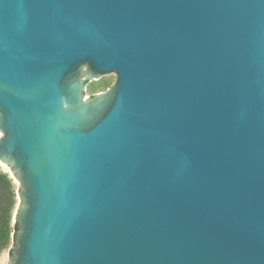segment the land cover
I'll use <instances>...</instances> for the list:
<instances>
[{
	"label": "water",
	"instance_id": "1",
	"mask_svg": "<svg viewBox=\"0 0 264 264\" xmlns=\"http://www.w3.org/2000/svg\"><path fill=\"white\" fill-rule=\"evenodd\" d=\"M0 160L10 264H264V0H0Z\"/></svg>",
	"mask_w": 264,
	"mask_h": 264
},
{
	"label": "trees",
	"instance_id": "2",
	"mask_svg": "<svg viewBox=\"0 0 264 264\" xmlns=\"http://www.w3.org/2000/svg\"><path fill=\"white\" fill-rule=\"evenodd\" d=\"M15 208V189L8 173L0 170V254L7 248L16 233V225L12 223ZM10 255V250H9Z\"/></svg>",
	"mask_w": 264,
	"mask_h": 264
},
{
	"label": "rangeland",
	"instance_id": "3",
	"mask_svg": "<svg viewBox=\"0 0 264 264\" xmlns=\"http://www.w3.org/2000/svg\"><path fill=\"white\" fill-rule=\"evenodd\" d=\"M115 80V76L114 74H108L105 76H102L98 79H96L95 81H90L85 85V89H84V95L85 96H92L98 93H102L106 90H108V88L113 84ZM0 170H2L3 172H7V168H5L4 166H0ZM9 175V173H8ZM14 184V189H15V208L17 207V205L19 204V201L17 199L16 196V191L18 186L13 182ZM14 208V211H15ZM14 211H13V215H14ZM12 223H13V217H12ZM13 243L12 241L8 244L7 248L4 249L1 254H0V264H10V256H9V250L11 249Z\"/></svg>",
	"mask_w": 264,
	"mask_h": 264
},
{
	"label": "snow or ice",
	"instance_id": "4",
	"mask_svg": "<svg viewBox=\"0 0 264 264\" xmlns=\"http://www.w3.org/2000/svg\"><path fill=\"white\" fill-rule=\"evenodd\" d=\"M0 163H3V161H2V160H0Z\"/></svg>",
	"mask_w": 264,
	"mask_h": 264
},
{
	"label": "bare ground",
	"instance_id": "5",
	"mask_svg": "<svg viewBox=\"0 0 264 264\" xmlns=\"http://www.w3.org/2000/svg\"><path fill=\"white\" fill-rule=\"evenodd\" d=\"M6 168V167H5Z\"/></svg>",
	"mask_w": 264,
	"mask_h": 264
}]
</instances>
